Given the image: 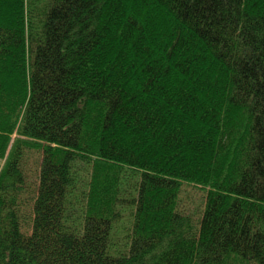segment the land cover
<instances>
[{
  "label": "trees",
  "instance_id": "16d2710c",
  "mask_svg": "<svg viewBox=\"0 0 264 264\" xmlns=\"http://www.w3.org/2000/svg\"><path fill=\"white\" fill-rule=\"evenodd\" d=\"M0 264H264V0H0Z\"/></svg>",
  "mask_w": 264,
  "mask_h": 264
},
{
  "label": "rangeland",
  "instance_id": "374dc122",
  "mask_svg": "<svg viewBox=\"0 0 264 264\" xmlns=\"http://www.w3.org/2000/svg\"><path fill=\"white\" fill-rule=\"evenodd\" d=\"M183 194L181 195L180 200V210L186 211L191 215H194L195 218L198 217V206L201 205L204 194L201 191L196 190L194 187L185 186ZM186 214V213H185ZM195 214L197 216H195Z\"/></svg>",
  "mask_w": 264,
  "mask_h": 264
}]
</instances>
